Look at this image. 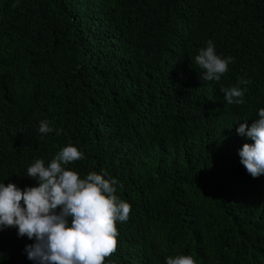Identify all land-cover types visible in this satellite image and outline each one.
Returning <instances> with one entry per match:
<instances>
[{"label": "trees", "instance_id": "16d2710c", "mask_svg": "<svg viewBox=\"0 0 264 264\" xmlns=\"http://www.w3.org/2000/svg\"><path fill=\"white\" fill-rule=\"evenodd\" d=\"M209 40L233 58L219 81L195 64ZM261 108L264 0H0V182L33 186L35 160L76 146L66 167L107 172L131 204L107 264H264V175L236 131ZM31 243L0 231V264H35Z\"/></svg>", "mask_w": 264, "mask_h": 264}, {"label": "clouds", "instance_id": "9594fccd", "mask_svg": "<svg viewBox=\"0 0 264 264\" xmlns=\"http://www.w3.org/2000/svg\"><path fill=\"white\" fill-rule=\"evenodd\" d=\"M232 61V57L218 55L211 40L195 56L205 81H219ZM238 83L250 81L241 78ZM245 90L221 88L229 105L243 104ZM258 116L250 126L245 122L236 129L253 141L244 143L238 152L253 178L264 175V108ZM52 131L47 120L40 122L41 134ZM84 158L76 146L68 145L47 166L37 159L28 167L26 175L36 181L35 185L21 189L15 183L0 182V231L15 227L18 236L32 240L24 251L35 264H107V258L118 250L116 224L128 221L131 204L116 195L117 185L123 188V184L107 172L93 171L81 177L66 167ZM167 264H196V260L178 255L168 257Z\"/></svg>", "mask_w": 264, "mask_h": 264}]
</instances>
